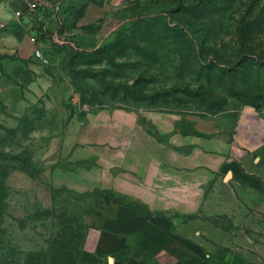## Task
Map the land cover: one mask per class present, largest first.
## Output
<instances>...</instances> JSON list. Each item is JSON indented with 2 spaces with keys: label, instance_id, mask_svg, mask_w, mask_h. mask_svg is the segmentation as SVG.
<instances>
[{
  "label": "rangeland",
  "instance_id": "1",
  "mask_svg": "<svg viewBox=\"0 0 264 264\" xmlns=\"http://www.w3.org/2000/svg\"><path fill=\"white\" fill-rule=\"evenodd\" d=\"M42 16L56 20L41 38L53 82L44 98L55 108L34 107L39 120L18 133L0 130L3 163L34 180L0 191V264L54 244L77 248L98 200H121L112 186L76 185L81 163L66 160L88 150L95 182L97 151L113 161L115 115L125 125L144 112L207 123L248 107L264 119V0H58Z\"/></svg>",
  "mask_w": 264,
  "mask_h": 264
},
{
  "label": "crops",
  "instance_id": "2",
  "mask_svg": "<svg viewBox=\"0 0 264 264\" xmlns=\"http://www.w3.org/2000/svg\"><path fill=\"white\" fill-rule=\"evenodd\" d=\"M57 2L39 0L38 14L20 23L0 9V18L9 21L0 31V130L4 133L20 132L26 121H32L29 116L37 105L48 113L55 108L53 98H44L53 89L51 71L32 61L33 45L27 36L35 35L38 47L47 54L41 38L54 30L56 20L42 15L56 9ZM127 117L125 125L121 115L114 116L109 158L113 161L106 163L104 150L97 151L95 182L90 183L88 150L66 160L81 163L82 179L76 185L86 190L90 184L112 186L130 204L101 198L77 248L51 245L25 253L23 264H264L260 114L246 107L216 115L207 123L178 113ZM97 126L104 129V122ZM50 137L58 138L55 133ZM81 138L88 140V133L82 132ZM97 139L104 142L102 135ZM44 153L42 162H50L49 149ZM3 162L6 187L16 181L34 182L20 170L19 162L8 166ZM1 178L0 173V182Z\"/></svg>",
  "mask_w": 264,
  "mask_h": 264
},
{
  "label": "built area",
  "instance_id": "3",
  "mask_svg": "<svg viewBox=\"0 0 264 264\" xmlns=\"http://www.w3.org/2000/svg\"><path fill=\"white\" fill-rule=\"evenodd\" d=\"M3 7H12V21L20 23L23 19H33L40 10L39 0H0V9ZM9 21L0 18V31L7 28ZM30 43L33 45L32 56L36 63L41 66H49L50 60L38 47V39L35 35L28 33Z\"/></svg>",
  "mask_w": 264,
  "mask_h": 264
},
{
  "label": "trees",
  "instance_id": "4",
  "mask_svg": "<svg viewBox=\"0 0 264 264\" xmlns=\"http://www.w3.org/2000/svg\"><path fill=\"white\" fill-rule=\"evenodd\" d=\"M48 57V56H47ZM36 107V106H35ZM36 121V119L34 120H32V121H26V124H28V123H34ZM8 158H10V157H8ZM10 159H12V160H18V158H16V157H11ZM6 159L3 157V155L1 154L0 155V173H1V175H2V178H1V182H0V191H7V187H6V185H5V182H4V180H5V177H6V175H7V167L6 166H4V165H2L1 164V162L2 161H5ZM20 168V170L21 171H23L24 173H27L26 172V170H24L23 169V166L22 167H19ZM109 199H112V200H114L113 198H109ZM117 202H120V203H122V204H126L127 206L130 204V203H127L126 201H124V199H122L121 198V200H119L118 201V199L116 200ZM2 202H4V198L3 197H1L0 198V203H2ZM132 205V204H131ZM134 206V205H133ZM132 206V208H135V207H133ZM143 210V209H142ZM54 245H58V246H60V247H62V248H67V249H74V248H70V247H66V246H63V245H59V244H54Z\"/></svg>",
  "mask_w": 264,
  "mask_h": 264
}]
</instances>
